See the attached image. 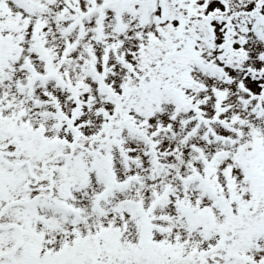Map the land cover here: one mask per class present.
<instances>
[{"label":"snow or ice","instance_id":"obj_1","mask_svg":"<svg viewBox=\"0 0 264 264\" xmlns=\"http://www.w3.org/2000/svg\"><path fill=\"white\" fill-rule=\"evenodd\" d=\"M0 264H264V0H0Z\"/></svg>","mask_w":264,"mask_h":264}]
</instances>
